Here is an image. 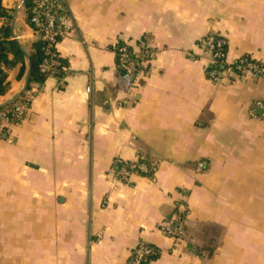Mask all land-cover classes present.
Segmentation results:
<instances>
[{
	"label": "crops",
	"instance_id": "obj_1",
	"mask_svg": "<svg viewBox=\"0 0 264 264\" xmlns=\"http://www.w3.org/2000/svg\"><path fill=\"white\" fill-rule=\"evenodd\" d=\"M23 0H2L13 36L40 39ZM67 66L26 92L0 136V264H264V0H63ZM226 42L210 78L209 36ZM151 56L128 74L115 49ZM7 71L4 105L27 73ZM145 163L125 177L123 166ZM184 233L166 234L178 205Z\"/></svg>",
	"mask_w": 264,
	"mask_h": 264
},
{
	"label": "built area",
	"instance_id": "obj_2",
	"mask_svg": "<svg viewBox=\"0 0 264 264\" xmlns=\"http://www.w3.org/2000/svg\"><path fill=\"white\" fill-rule=\"evenodd\" d=\"M32 16L31 23L34 24V32L39 38L46 42L48 52L56 48L57 43L65 35V30L60 23V11L63 5V0H32ZM226 42L225 40L209 36L204 42L206 53L211 56L210 78L215 81L219 80L220 72L223 69H218L217 66L225 68L226 62ZM119 68L128 73L134 74L138 71L143 62L151 56V51L148 49L139 52L129 50L128 45H120L115 49ZM55 63L46 61L43 66V71H50ZM229 71H236L242 75L252 74L254 76L264 75V66L259 62L253 61L250 58H240L233 64L228 65ZM30 98H23L16 102L15 109L11 115L5 112H0V136L9 133V127L17 124L23 119L27 110ZM257 105L264 109V102L259 101ZM139 170L146 174L152 170L145 163L126 165L122 167L121 174L125 177L131 172ZM186 208L183 203L178 205V214L174 222L165 221L162 223V230L175 237H180L184 233L183 219L185 217ZM156 251L153 247L147 244H140L134 251L131 264H146L155 255Z\"/></svg>",
	"mask_w": 264,
	"mask_h": 264
},
{
	"label": "trees",
	"instance_id": "obj_3",
	"mask_svg": "<svg viewBox=\"0 0 264 264\" xmlns=\"http://www.w3.org/2000/svg\"><path fill=\"white\" fill-rule=\"evenodd\" d=\"M24 5L27 9L28 21L34 28V24L31 23L32 0H25ZM2 19L10 20L11 15L3 6L2 0H0V20ZM128 48L131 50L129 46ZM46 61L50 63L54 61L57 64H54L50 71H43L42 66ZM17 66H20L19 77H23L26 72H29V83L24 92L0 107V112H5L8 115L13 113L16 102L25 98L26 92L30 91L33 85L43 84L49 75L61 77L67 62L61 58L56 48L48 52L46 42L41 39L34 41L30 51L27 52L13 36L11 26L9 24L0 25V96L5 95L10 87L7 80V71ZM217 68L219 70L223 69L222 66H217ZM154 257H156V254L150 258Z\"/></svg>",
	"mask_w": 264,
	"mask_h": 264
},
{
	"label": "water",
	"instance_id": "obj_4",
	"mask_svg": "<svg viewBox=\"0 0 264 264\" xmlns=\"http://www.w3.org/2000/svg\"><path fill=\"white\" fill-rule=\"evenodd\" d=\"M24 1H25V0L22 1V4L24 3ZM28 83H29V72L27 73L26 81H25V87H24V89L22 90V92H24V91L26 90V87H27ZM22 92H21V93H22ZM21 93H20V94H21ZM20 94H18L17 96H19ZM17 96H16V97H17ZM1 106H2V105H0V107H1Z\"/></svg>",
	"mask_w": 264,
	"mask_h": 264
}]
</instances>
